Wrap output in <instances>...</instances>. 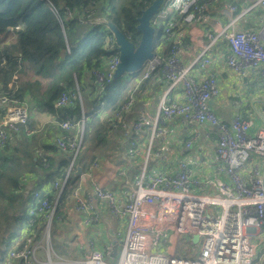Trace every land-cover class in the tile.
<instances>
[{
    "label": "built area",
    "instance_id": "2783aa9c",
    "mask_svg": "<svg viewBox=\"0 0 264 264\" xmlns=\"http://www.w3.org/2000/svg\"><path fill=\"white\" fill-rule=\"evenodd\" d=\"M200 1L163 0L152 16L151 23L160 28L166 40V51L145 63L140 79L145 80L159 71L168 81V88L152 116L140 111L135 119H124L123 112L129 111L133 105V93L114 113L122 136L133 148L129 158L140 157L134 135H143L147 128L150 129L149 144L141 159L138 176L132 177L125 168H120L117 174L121 178V189L117 193L104 189L89 170L78 176L80 179L87 177L89 187L82 194L79 193L80 187L75 189L72 199L75 209L83 213V224L90 239L68 246L74 252L72 257L53 250L50 229L58 197L81 147L85 122L83 108L80 117L53 118L44 126L28 128L29 111L25 103L14 95L13 83L0 90V109L3 110L0 148L22 129L27 135L49 130L55 132L54 143L71 154L66 175L53 183L57 189L54 200L51 202L47 197H41L39 189L32 193L33 205L28 208L25 224L29 227L36 223V219L41 220L39 237L36 238V233L31 230L20 233L13 240L15 245L6 251L1 264H53L51 252L58 258L54 264H261L264 245L257 250L250 235L260 232L264 226V119L259 126H253L251 118L240 115H236L229 124L222 122L208 106L209 100L219 94L215 75L210 73L197 79L189 72L192 64L183 62L182 56L187 53L189 45L179 35L176 24L208 23L207 4ZM251 1L250 7L257 5L262 11L260 28L235 30V19L232 18L228 25L231 29L224 31L223 35L229 47L225 55L226 65L240 76L248 71L257 72L260 76L258 95L251 97L255 109L259 104V116L264 114V0ZM64 5L67 17H73V10ZM227 10L235 11L236 5L230 4ZM74 18L78 25L99 27L107 32L105 47L110 52L109 58L102 66L91 70L98 89L97 106L102 107L104 87L114 79L113 73L119 62L118 45L105 24L108 19L104 12L99 14L94 8L86 9ZM209 36L211 41L194 60L201 68L210 62L206 52L218 37L214 34ZM178 84L183 93L182 101L166 96ZM77 99L81 103L77 88L75 92L64 89L55 100L54 107L71 106ZM89 109L96 110L94 106ZM172 117L198 126L208 123L214 128L217 163L211 178L201 180L192 176L186 160H178L174 172H145L147 157L152 153V140L160 131V125ZM197 137L194 133L185 142V147L189 148L192 139ZM91 164L96 166L97 162ZM220 174H225L230 182H223L218 177ZM98 202H102L114 218L126 221L112 262L106 258L109 250L96 248L93 240L96 238L94 230L99 229L100 224ZM194 235L198 237L196 244ZM40 254H44L45 260Z\"/></svg>",
    "mask_w": 264,
    "mask_h": 264
},
{
    "label": "trees",
    "instance_id": "16d2710c",
    "mask_svg": "<svg viewBox=\"0 0 264 264\" xmlns=\"http://www.w3.org/2000/svg\"><path fill=\"white\" fill-rule=\"evenodd\" d=\"M106 1L0 0V36H5L10 27L14 29V42L0 47V90L6 89L9 83H13L11 89L20 101L23 102L25 91L30 92L33 97L40 100L43 108L50 111L57 119H63L70 115L80 117L83 108L85 122L80 148L88 151L90 148L105 147V143L111 135L117 129L120 130V123L114 113L128 95L133 92L136 84V81L129 83L124 80V76L127 74L135 75L139 71L126 73L107 84L102 94L104 105L98 107V89L93 82L91 70L102 66L109 58L110 52L105 47L107 32L99 27L89 28L78 25L74 17L86 9L94 8L99 14L104 12L108 20L114 22L130 41L137 44L140 33L136 30V18L151 0H116L109 3V9L106 8ZM200 2L207 4L206 0ZM62 4L73 10V17H67ZM1 42L2 39H0ZM153 42L154 50L158 44L166 43L160 28L157 29ZM66 45L69 47V52L66 51ZM53 63L58 65L57 72H51L50 69H47L48 65ZM30 74L43 76L46 82L42 84L38 78L35 79V82H31ZM255 74L259 76L257 72ZM23 76L28 77L23 79ZM259 77L256 79L258 85H256V81L254 82V85L258 87ZM75 82L79 88L81 103L77 99L71 106L54 107L55 100L64 89L75 92ZM91 106H94L96 110H90L89 107ZM2 115L3 110L0 109V117ZM30 127L32 126L28 125V128ZM17 134L18 140L22 138L21 140L16 141L15 144L9 140L0 148V185L1 177L4 176L3 170L7 167L6 163L12 164L11 175H6L11 184H13L12 180L15 183L17 176L22 175L20 171L22 165L27 167L28 173L38 170L44 173L43 176L39 175L42 176L40 178H43V181L36 183L29 194L26 195V192H21L23 198L19 201V209L12 213L19 223L17 234L20 235L24 231L31 230L36 233L37 238L42 230V221L36 219V223L29 227L25 224L28 219V208L33 205L32 193L35 189H39L41 197H47L52 202L57 192L53 183L66 175L71 162V154L58 147L54 142L43 144L36 149L34 145H29L30 138L26 137L27 134L23 129ZM48 153L58 156L57 159L59 158V160L56 164L53 162L56 157ZM78 153L58 197L54 217L63 215V205L73 193L74 188L77 187L78 176L72 175L75 165L79 164L84 171L87 161H92L97 157V154L93 152L89 158L82 154L78 159ZM23 160L25 161L24 164H22ZM13 164L16 166L13 167ZM10 187L16 193L20 191L19 188ZM13 191L9 189L7 193L8 202L13 197ZM0 193V196L6 195L1 190V186ZM22 222L25 225H22ZM19 235L14 239H17ZM3 241L4 238L0 235V264L6 251L12 246L7 242L9 247L2 250ZM52 246L59 254H67L68 256L74 254L71 247L66 249L65 245L60 247L55 240Z\"/></svg>",
    "mask_w": 264,
    "mask_h": 264
},
{
    "label": "crops",
    "instance_id": "0c3cea01",
    "mask_svg": "<svg viewBox=\"0 0 264 264\" xmlns=\"http://www.w3.org/2000/svg\"><path fill=\"white\" fill-rule=\"evenodd\" d=\"M206 1L208 4V23L176 24L179 35L189 45L187 53L182 56V60L187 65L192 64L189 72L197 79H202L210 73L215 75L219 94L209 100L208 106L222 122L229 124L236 115H240L251 118L253 126H259L263 123L264 114L260 113L258 116L260 110L259 104H256L257 108L255 109L251 101L252 96L258 95L259 87L254 85L255 81L256 85H258L256 80L258 76L253 71H248L246 75L240 76L226 65L225 55L229 51V47L223 32L231 29L228 25L232 18L235 19L233 24V29L235 30L259 29L262 11L257 5L250 7L252 4L251 0ZM230 4L236 5L235 11L227 10ZM210 34L217 35L218 37L209 45L206 52V55L210 58V62L204 68H201L198 62L194 63V60L203 47L211 41ZM13 42L14 40L2 41L0 47ZM164 51L158 55H163ZM141 74V72H138L135 75L127 74L124 76V80H127L129 83L136 81L132 90L135 97L133 105L129 111L122 114L126 121L135 119L140 111H144L152 116L158 101L165 95L168 88V81L159 71H155L145 80L140 79ZM39 96L41 95L39 94ZM166 96L174 101H182L183 93L181 85L174 86ZM22 100L29 111L28 125L32 126L30 128H39L44 126L49 120L55 118L50 111L43 108L40 100L33 97L32 93L25 91ZM144 104L147 105L144 106ZM194 133H197L198 137L192 139L191 146L186 148L185 142ZM54 134L55 132L53 131L44 130L26 135V137L30 138L28 141L29 145H34V148L37 149L43 146V144H52L54 142ZM17 136L18 134L14 135L13 139L15 138V140H10L11 143L15 144L18 140ZM150 136L149 128L145 130L143 135H134L137 138V148L140 152V157L129 158L128 155L132 152L133 148L128 140L122 136L121 130L118 131L117 129L107 142V145L110 144V148H113L110 158H113L116 153L115 158L120 160L122 168H125L132 177L138 176L141 159L146 154ZM152 146L154 147L153 151ZM214 146V128L210 124L205 123L198 126L196 124L182 123L178 118L172 117L166 120V124L160 125V131L157 132L155 138L152 140V153L150 155L160 156L159 154H162L164 156L163 165L159 164L157 172L163 170L174 172L177 170V161L186 160L192 170V176L198 177L201 180H207L213 176L214 167L217 163L214 155ZM104 148L105 150L109 149ZM105 150L97 154V157L94 159L97 162L96 166L90 165L94 160L89 164V161H87V166L84 170L91 171L92 175L100 182L104 189L117 193L121 189V178L117 174L120 168L113 169L111 159H108ZM48 154L56 157L53 160L56 164L59 160V158L57 159L58 156L53 153ZM26 170L27 167L25 165L20 167L22 175L17 176L15 183L12 180L13 184H11L7 180L10 186L16 185V188H19V190L23 189L27 195L36 183L43 181V178L40 177L44 173L40 170L28 173ZM218 177L223 182H230L225 174H220ZM78 187H80V190ZM88 187L89 180L87 177L77 179L76 189L79 190L80 194ZM96 206L99 212L100 224L99 229H95L93 233L96 237L93 239L94 244L100 250H109L106 258L110 260L111 248L116 247L118 249V236L123 234L126 221L125 219L118 220L114 218L102 202H98ZM14 217L15 215L13 214ZM55 219L53 221L52 236L53 242L55 240L58 245L62 247H64V244L65 246H73L74 242H83V240L90 239L87 236V227L83 224V213L75 209L72 194L63 205V215H59ZM18 225L19 223L15 219L11 224L7 222L4 230L0 231V235L4 238L1 246L2 250L9 247L8 243L12 244L11 247L15 245V242H12V240L19 235V233L17 234Z\"/></svg>",
    "mask_w": 264,
    "mask_h": 264
},
{
    "label": "rangeland",
    "instance_id": "374dc122",
    "mask_svg": "<svg viewBox=\"0 0 264 264\" xmlns=\"http://www.w3.org/2000/svg\"><path fill=\"white\" fill-rule=\"evenodd\" d=\"M116 0H107L106 1V8L109 9L110 5L109 3H112ZM120 1H123V0H120ZM158 29V28H157ZM13 33H14V29L11 28L9 30H7V33L5 36H0V39H2V41L4 42H7V41H11V40H14L13 38ZM157 33V31H156ZM67 47L68 45H66V51H67ZM69 48V47H68ZM162 48V50H161ZM166 49V44L164 43H160L156 46V49L154 50L156 54H160V53H163V50ZM147 64V63H146ZM145 65V64H144ZM57 68H58V65L56 63H53L52 65H48L47 69H50V71L52 72H57ZM144 70V66L139 70V72H143ZM28 76H23V79L24 78H27ZM30 78L32 79L31 82H35V79L38 78V80L44 84L46 82V79L43 77V76H40V75H34V74H30ZM22 79V80H23ZM120 81V80H119ZM75 87L79 90L78 88V85L77 83L75 82ZM13 139V138H12ZM11 139V140H12ZM22 139V138H21ZM19 139V140H21ZM17 140V141H19ZM108 142V141H107ZM107 142L105 143V147L106 148H109V149H106L104 147H98L96 149H92L90 148L89 151L88 150H84V148H80V151L78 153V159H80V157L82 156V154H85L88 158L89 156L95 152L96 154H99L101 152H103V150H105V153H107V156H108V159L110 158V156L112 155L113 151L112 149L113 148H110L111 145L108 144L107 145ZM154 147L152 146V151H153ZM117 154L115 153L114 154V157L113 158H110L111 159V163H112V167L113 169L115 170L116 168H122V163L120 162L119 159L115 158ZM160 156H156V155H149L147 157V160H146V169H145V172L147 174H153L155 172H157L159 169L157 168L159 166V164L162 166L163 165V162H164V156L162 154H159ZM94 159V158H93ZM90 161V160H88ZM93 161V160H92ZM92 161H90L89 163H91ZM24 160L22 161V164H24ZM7 164V167L4 168L3 170V173H4V176L1 177V190L6 193L5 196H0V228H1V232L4 230V228L6 227V224L7 222H9V224H11L12 221L15 220V217L13 218V212H16L18 211V207H19V201L20 199L23 198V195L21 192H24V190H20L18 191L17 193L15 191H13V188L10 187V184L8 183V180H7V174L11 175L12 173V164L11 163H6ZM21 164V165H22ZM92 165V164H90ZM16 164H13V167H15ZM10 172V173H9ZM141 173H142V170H141ZM9 187V188H8ZM16 188V185L14 186ZM9 189H12V198L10 199V201L8 202L7 200V193L9 192ZM206 190H202V192H205ZM1 194V193H0ZM211 210H214V207H211L210 208ZM4 219V220H3ZM14 219V220H13ZM3 220V221H2ZM54 217L52 219V224H51V229H50V242L51 244L53 245L54 242H53V239H52V227H53V221H54ZM24 223L22 222V225ZM120 238H122V235L121 236H118V239L120 240ZM189 238H191V235L189 236ZM250 240L251 242L253 243V245L255 246V248L257 250L261 249L264 245V226L261 227V231L260 232H256V233H253L250 235ZM198 241V237L197 235H194L193 236V242L196 244ZM65 245V244H64ZM63 245V246H64ZM60 247H62L61 245H59ZM53 248V246H52ZM68 248V246H65V249ZM70 248V247H69ZM158 248L160 249V246H158ZM54 250V248H53ZM55 251V250H54ZM116 253H117V248L116 247H112L111 248V253H110V262L113 261V259L115 258L116 256ZM50 256L52 257V262L53 264L55 263L54 261L57 260L58 261V258L55 256L54 253L51 252ZM64 256V255H62ZM77 257H79L78 255H76ZM40 257L42 259L45 260V256L44 254H40ZM64 257H67L66 255ZM72 257V256H71ZM69 259V257H67ZM260 263L261 264H264V257H261V260H260Z\"/></svg>",
    "mask_w": 264,
    "mask_h": 264
},
{
    "label": "water",
    "instance_id": "95a60500",
    "mask_svg": "<svg viewBox=\"0 0 264 264\" xmlns=\"http://www.w3.org/2000/svg\"><path fill=\"white\" fill-rule=\"evenodd\" d=\"M162 2L163 0H151L137 16L136 30L140 33L137 44L130 41L114 22L106 20L105 24L113 34L119 52V62L113 73L114 79L120 78L126 73L139 71L148 60L156 56L153 39L157 28L151 23V18L158 11ZM82 171V167L76 164L72 175L77 177Z\"/></svg>",
    "mask_w": 264,
    "mask_h": 264
}]
</instances>
